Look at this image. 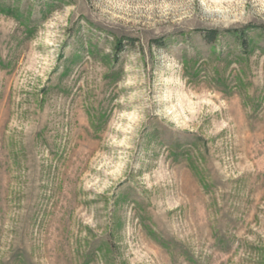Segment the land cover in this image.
I'll list each match as a JSON object with an SVG mask.
<instances>
[{"label": "rangeland", "instance_id": "374dc122", "mask_svg": "<svg viewBox=\"0 0 264 264\" xmlns=\"http://www.w3.org/2000/svg\"><path fill=\"white\" fill-rule=\"evenodd\" d=\"M0 264H264V0H0Z\"/></svg>", "mask_w": 264, "mask_h": 264}, {"label": "trees", "instance_id": "16d2710c", "mask_svg": "<svg viewBox=\"0 0 264 264\" xmlns=\"http://www.w3.org/2000/svg\"><path fill=\"white\" fill-rule=\"evenodd\" d=\"M206 34H207L206 36H208L209 39L213 40L214 37H215L216 32H214V31H207Z\"/></svg>", "mask_w": 264, "mask_h": 264}]
</instances>
